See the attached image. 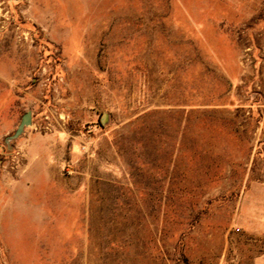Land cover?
<instances>
[{
  "label": "rangeland",
  "instance_id": "1",
  "mask_svg": "<svg viewBox=\"0 0 264 264\" xmlns=\"http://www.w3.org/2000/svg\"><path fill=\"white\" fill-rule=\"evenodd\" d=\"M0 264H264V0H0Z\"/></svg>",
  "mask_w": 264,
  "mask_h": 264
},
{
  "label": "water",
  "instance_id": "2",
  "mask_svg": "<svg viewBox=\"0 0 264 264\" xmlns=\"http://www.w3.org/2000/svg\"><path fill=\"white\" fill-rule=\"evenodd\" d=\"M105 120H106V115L103 114V116H102V121H105ZM29 124H30V113L27 112V113L24 115V117H23L21 123L19 124V126H18V128H17V130L14 132V134H13L12 136L7 137V138H6V141H9V140H11V139L16 138L17 136H19V135L22 133L23 128H24L25 126H28Z\"/></svg>",
  "mask_w": 264,
  "mask_h": 264
}]
</instances>
